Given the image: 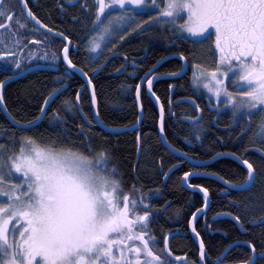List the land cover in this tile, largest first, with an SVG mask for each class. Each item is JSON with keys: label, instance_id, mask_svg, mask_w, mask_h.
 <instances>
[{"label": "trees", "instance_id": "trees-1", "mask_svg": "<svg viewBox=\"0 0 264 264\" xmlns=\"http://www.w3.org/2000/svg\"><path fill=\"white\" fill-rule=\"evenodd\" d=\"M82 3L84 0H72L71 3L68 0H27L29 9L42 24L64 33L70 40L69 59L90 77L99 117L109 127L121 128L137 120V85L159 59L169 54H179L187 60L189 69L183 77L153 83V92L164 109L166 139L174 148L192 158L209 160L219 153H231L242 160L247 159L257 170L256 183L246 191L228 190L220 182L206 177L188 178L189 184L207 188L211 197L209 209L195 221V229L205 244V264H213L224 249L237 240L250 241L256 248V264H264V259L259 257L264 243V224L251 223L264 216V160L258 151L264 148V144L251 139L258 116L251 118V127L242 133L241 128L247 117L234 120L224 102L217 107L214 102H209L205 94L194 91L191 85L192 68L194 64L202 65V61L209 57L207 45L191 40L175 28L159 22H150L147 26L141 25L142 30L130 31L135 29L136 24L154 16L153 11L137 14L134 24L114 36L101 56L92 58L87 46L92 32L87 31L83 22L87 20L91 23V15L97 5L95 0H87L91 9L89 13L82 8ZM3 6L14 13L10 22L11 31L18 32L22 44L29 45L31 51H38L32 61L26 60L24 63L50 64L55 69L33 71L3 87L4 106L8 114L18 121L35 120L46 98L52 95L54 98L47 104L43 120L32 128H15L0 110V144L18 150L20 137L30 135L41 142L54 139L58 144L85 152L87 146L91 145L93 154L106 150L108 166L117 169L124 192H130L135 185L142 190L150 205L148 229L150 235L156 238L155 249H162L165 236L177 232L170 239L168 248L174 256H184V259L174 261L169 256L167 258L171 264H198V248L188 232V226L191 216L202 207L205 198L201 192L189 191L182 186L184 172H207L239 183L244 180L247 170L228 158H220L198 168L168 152L158 136L157 109L144 86L141 91L144 116L138 130L114 134L96 126L89 92L84 89L79 104L90 122L88 124L76 106V96L84 82L66 69L61 60L65 43L41 30L37 31L28 20L22 19L23 12L18 0H3ZM73 17H76L75 21ZM17 20L26 27L19 29ZM0 23H9L7 17L0 18ZM8 32V28L0 30V38H9ZM121 36H124L123 40ZM181 67L182 61L174 58L164 62L155 73H175ZM9 75L10 71L0 72V81ZM13 133L15 145L12 144ZM174 165L177 168L164 178ZM234 217L240 218L238 224L242 231L234 222ZM250 255L248 246L236 245L223 258V264L240 263L248 260Z\"/></svg>", "mask_w": 264, "mask_h": 264}, {"label": "snow or ice", "instance_id": "snow-or-ice-1", "mask_svg": "<svg viewBox=\"0 0 264 264\" xmlns=\"http://www.w3.org/2000/svg\"><path fill=\"white\" fill-rule=\"evenodd\" d=\"M19 2L27 10L22 19H31L36 25L48 28L28 8L27 0ZM95 4L91 23L83 22L87 31L94 33L89 40L91 51L100 49L102 41L132 24L137 14L149 11L155 15L136 24L130 31L142 30L141 25L147 26L150 22H159L175 28L182 35L187 33L198 42L209 39L214 33V49L211 50L218 54L216 66L206 69L194 64L192 83L196 87L202 83L218 100L223 98L234 120L247 117L242 133L251 127V118L259 113L251 139L264 144V0H151L150 3L149 0H95ZM81 6L91 13L87 0ZM13 15L0 0V18L7 17L9 22L0 23V30L8 28V36L14 37L9 42L0 38V48L6 49L0 50V72L10 71L8 80L29 72L31 65L24 61L35 55V52H29L27 56L22 54L29 45L22 44L18 32L11 31ZM181 20L183 22L178 23ZM17 24L19 29L26 27L19 20ZM58 35L68 39L62 32ZM69 50L70 46L66 44L64 61L70 68H75L69 59ZM221 76L235 77L232 86L237 91H229ZM148 82L151 87V78ZM4 83L0 81V86ZM139 89L140 85H137L138 94ZM3 100L0 95V106H3ZM95 102L93 95V104ZM47 103L46 98L45 105ZM45 111L46 107L41 106V113ZM41 118L18 121L11 117V120L17 126L32 128ZM12 144H16L15 133ZM258 151L264 160V148ZM242 163L247 169L242 182L232 183L223 177L217 179L235 191L251 189L257 180V170L247 159ZM108 165L107 151L93 154L91 145L85 152L58 144L54 139L41 142L30 135L20 137L18 150L0 144V264H171L167 258L171 255L169 237L165 236L164 247L156 250V238L147 231L151 213L137 211L140 206L150 207L144 203L142 190L133 185L130 192H124L117 169ZM190 175V172L183 174L185 179ZM194 187L203 192L207 202L208 189L200 185ZM199 212L197 209L193 217ZM234 219L240 222L239 217ZM251 223L264 224V216ZM137 228L144 230L137 232ZM247 245L252 254L240 264H256V248L250 241ZM235 246H227L225 253L213 264H223V255ZM206 255L205 244L201 241V262L205 261ZM259 257L264 259V243Z\"/></svg>", "mask_w": 264, "mask_h": 264}, {"label": "water", "instance_id": "water-1", "mask_svg": "<svg viewBox=\"0 0 264 264\" xmlns=\"http://www.w3.org/2000/svg\"><path fill=\"white\" fill-rule=\"evenodd\" d=\"M18 3H19V6L21 8V11L23 12L24 16H26V13H27V10L26 9H23L22 8V5L20 4L19 0H18ZM28 6V5H27ZM29 8V7H28ZM33 26H35L36 28H39V30L45 32L46 34H49L51 36H54V37H57L59 39H61L65 45L66 44H69L70 48H71V43H70V40H66L64 39L63 37L59 36L58 35V32L52 30L51 32H49L48 29L50 28H43V27H40L38 25H36L35 21H32L31 19H27ZM64 49V48H63ZM63 49L61 51V60L64 64V66L66 67V69L72 71L73 73H75L77 76H79L84 84L83 86L80 88V90L78 91L77 93V96H76V106H77V109L79 111V113L81 114L82 118L88 123L90 124V122L88 121V119L86 118V116L83 114L81 108H80V104H79V97H80V94L81 92L84 90V89H87L88 92H89V96H90V99H91V104H92V116H93V123L98 126L99 128H101L103 131L105 132H108V133H114V134H117V133H122V132H126V131H136L138 130V128L140 127V124L142 122V119H143V116H144V112H143V108H142V104H141V91H142V88L144 86V90L147 94V96L153 101L156 109H157V112H158V116H159V120H158V136H159V139L162 143V145L166 148V150L168 152H170L171 154L179 157V158H182L184 159L185 161H187L188 163H190L191 165H193L194 167H202V166H206L220 158H228V159H231L235 162H237L239 165L243 166V160L241 158H239L238 156L234 155V154H231V153H219L217 155H215L213 158L209 159V160H199V159H195V158H192L190 156H188L187 154L177 150L176 148H174L169 142L168 140L166 139V136L164 134V129L163 131H161V128H163V125H164V118H165V114H164V109L162 107V104L160 102V100L158 99V97L154 94L153 92V83L156 81V80H164V79H177V78H181L183 77L187 72H188V69H189V65H188V62L187 60L182 56V55H179V54H169L167 56H164L163 58L159 59L155 65L143 76V78L140 80L139 84L140 85V89H139V94L138 92L136 91V96H135V100H136V106H137V110H138V118L137 120L132 124V125H129V126H125V127H121V128H115V127H109L107 125H105L100 117H99V114H98V110H97V104L95 102V104H93V95H95L94 93V88H93V85H92V82L89 83L90 80V77L86 74L85 75V72L77 67L75 65V68H70L67 63L64 61V52H63ZM183 57V59L181 58ZM179 59L182 61V66L181 69L176 73V75H170L171 73L169 74H157L155 73L156 70L164 63L166 62L167 60H170V59ZM55 69V66L53 65H50V64H34V65H31V70L29 72H27L26 74L28 73H31L33 71H38V70H53ZM100 70V67L96 70L95 74ZM26 74H23L22 76L26 75ZM22 76H20L19 78H21ZM149 78H151V87H149ZM18 78H15V79H11V80H8V79H5V83L0 86V95H2V89L3 87L8 84L9 82L13 81V80H16ZM54 98V96H50L47 100H48V103ZM96 101V99H95ZM47 103V104H48ZM47 104L45 105V102L43 104V106H47ZM5 106H4V103H3V106H0V110L2 111V113L4 114V116L8 119V121L10 122L11 125H13L15 128H18V129H27V128H23V127H20V126H17L15 125L12 120H11V117L9 116L7 110H5ZM39 117H42L40 120L36 121V125L39 124L43 118H44V113H40ZM236 157H238L239 159H236ZM245 169L246 167L243 166ZM177 168L176 165L172 166L166 173L165 177L164 178H167L169 176V174L174 171L175 169ZM247 170V169H246ZM191 176H201V177H206V178H210V179H213L215 181H218L220 182L221 184H223L225 187L226 185L219 179H217V177L219 176H216L214 174H210V173H207V172H201V171H192L190 172ZM188 177V178H189ZM188 178L185 179L184 176L181 178V184L182 186L189 190V191H199L203 194V192L199 189V188H196L194 187V185H191L188 183ZM227 188V187H226ZM228 190H232L230 188H227ZM235 191V190H234ZM204 195V194H203ZM205 198V197H204ZM210 204H211V197L208 193V198H207V202L204 200V204L202 205V207H200V212L197 214L196 217H193V215L191 216L190 220L191 221V224L189 223V226H188V232L190 233V235L192 236L193 240L195 241L196 245H197V248H198V264H205V261L201 262V259H200V242L202 241L201 240V237L200 235L197 236V231L195 229V221L196 219L202 215L203 213H205L209 207H210ZM197 211V210H196ZM195 211V212H196ZM234 222L237 224L238 228L240 229V231H242V228L240 227V225L236 222V220L234 219ZM193 228L195 229V232L193 231ZM177 235V232H173V233H170L168 234L167 236L169 237L168 239V244H169V241L172 237L176 236ZM239 242V243H237ZM247 245V241H243V240H237V241H234L232 242L231 244L229 245ZM228 245V246H229ZM233 248V247H232ZM226 249V248H225ZM225 249L224 251L221 253L220 256H222V254L225 253ZM250 251H251V254H252V249L249 247ZM229 252V251H228ZM227 252V253H228ZM171 253V251H170ZM226 253V254H227ZM223 255V258L226 256ZM170 259L174 260V261H179V260H182L184 259V256H181V257H178V256H174L172 253L171 255L169 256ZM224 264H233V263H224ZM236 264H240V263H236Z\"/></svg>", "mask_w": 264, "mask_h": 264}, {"label": "rangeland", "instance_id": "rangeland-1", "mask_svg": "<svg viewBox=\"0 0 264 264\" xmlns=\"http://www.w3.org/2000/svg\"><path fill=\"white\" fill-rule=\"evenodd\" d=\"M150 2H151V0H149V3H150ZM132 24H134V22H133ZM126 27H127V26H126ZM126 27H124V28H126ZM128 27H130V26L128 25ZM124 28H123V31H124ZM123 31L118 32L115 36H117V35L123 33ZM184 35H186V36L188 37V34H187V33H185ZM93 36H94V33L91 34L90 38L93 37ZM90 38H89V40H90ZM112 38H113V37H110V38H108L107 40L102 41V42H101V43H102V47H101L100 49H97L96 51H91V50H90V48H89V40H88V45H87V46H88V50H89V52H90L91 57H92V58H98L99 56H101V53H102L103 50L105 49L106 44H107ZM188 38H189V37H188ZM190 39H191V40H195V39H192V38H190ZM3 40H4L5 42H9V41L11 40V38H10V37H9V38H8V37H7V38L5 37V38H3ZM213 40H214V37L211 36L209 39L200 42V43H202V44H204V45H207L208 49H210V51H209V57H208L206 60H203L202 63H201V64L203 65V67L206 68V69H212V68H214V67L216 66V59H217V57H218V54H216L213 50H211V49H214V44L212 43ZM195 41H196V40H195ZM0 50H6V49L0 48ZM13 51H15V49H13ZM29 52H35V55H36V53H37L38 51H31L30 48L27 47V48L24 50V53H22V54L25 55V56H27ZM35 55L32 56L31 60L25 59V61H26V60H28V61H32V59H33V57H35ZM25 61H24V62H25ZM26 62H27V61H26ZM9 65H11V64H9ZM193 71H194V68H192V72H191V83H192V79H193ZM220 78H221V79H224V80L226 81V84H227V86H228V88H229V91H233V92H236V91H237V89H235V88L232 86V80L235 79V77L227 78V77L221 76ZM191 85H192L194 91H195L197 94H205L206 97L208 98V100H209L210 103H211V102H214V104L217 106V105H219L220 102H223V98H221V99L218 100L215 96H213L211 93H209V92L207 91L206 88L203 87V84H202V83H201L200 87H196L193 83H192ZM226 107H227V106H226ZM257 116H258V119H259V113H257ZM17 182H18V181H17ZM142 194H143V192H142ZM143 196H144V194H143ZM121 198H122V195H121ZM3 199H4V202H6V198H3ZM144 203H145L146 205H149V203L145 200V198H144ZM137 211H138L140 214H143L144 211H149V207H148V208H145V207H143V206H140V207L137 208ZM142 230H144V229H139V228L136 229L137 232L142 231ZM147 231H148V233H149V229H148V227H147ZM17 235H18V232H17ZM149 235H150V233H149Z\"/></svg>", "mask_w": 264, "mask_h": 264}, {"label": "flooded vegetation", "instance_id": "flooded-vegetation-1", "mask_svg": "<svg viewBox=\"0 0 264 264\" xmlns=\"http://www.w3.org/2000/svg\"><path fill=\"white\" fill-rule=\"evenodd\" d=\"M212 37H214V39H215V35H214V33H213V35H212ZM215 52V51H214ZM216 53V52H215ZM217 54V53H216Z\"/></svg>", "mask_w": 264, "mask_h": 264}]
</instances>
